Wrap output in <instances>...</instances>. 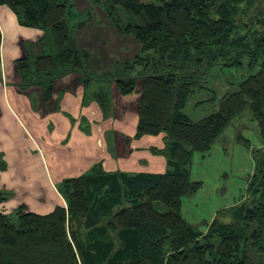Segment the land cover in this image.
<instances>
[{
	"label": "trees",
	"instance_id": "16d2710c",
	"mask_svg": "<svg viewBox=\"0 0 264 264\" xmlns=\"http://www.w3.org/2000/svg\"><path fill=\"white\" fill-rule=\"evenodd\" d=\"M259 2L104 0L100 8L116 31L134 35L147 55L103 77L92 74L90 54L75 34L88 22L76 19L91 9L77 13L72 0H0L23 25L45 32L37 52L16 63L19 87L40 88L46 105L56 82L71 74L86 82L114 81L124 96L140 92L136 137L164 135L160 153L169 165L160 174L128 175L106 172L100 163L63 182L67 208L47 215L24 207L12 214L0 210V264H264V144L253 151L248 202L230 209L234 222L215 219L204 233L182 216L183 197L203 186L192 179L194 155H208L246 109L264 143V19L260 30L241 23ZM138 66L143 69L135 74ZM214 66L246 68L248 76L223 96L217 111L193 121L184 109ZM95 98L109 111L107 95ZM5 166L0 155V170Z\"/></svg>",
	"mask_w": 264,
	"mask_h": 264
},
{
	"label": "crops",
	"instance_id": "0c3cea01",
	"mask_svg": "<svg viewBox=\"0 0 264 264\" xmlns=\"http://www.w3.org/2000/svg\"><path fill=\"white\" fill-rule=\"evenodd\" d=\"M72 3L77 13L93 6L91 0ZM83 21L88 22L75 34L90 54L93 75L105 77L147 55L134 35L117 32L101 11L76 19ZM44 36L43 30L23 25L16 12L0 4V155L6 164L0 170V191L5 194L0 210L10 214L24 207L47 215L58 207L67 208L63 182L86 175L100 163L106 172H166L168 161L160 153L167 146L164 135L136 137L140 92L124 96L114 81L86 82L71 74L56 82L51 104L46 105L40 88L18 86L17 61ZM99 93L110 99L107 112L95 98ZM230 209L226 216L232 222Z\"/></svg>",
	"mask_w": 264,
	"mask_h": 264
},
{
	"label": "rangeland",
	"instance_id": "374dc122",
	"mask_svg": "<svg viewBox=\"0 0 264 264\" xmlns=\"http://www.w3.org/2000/svg\"><path fill=\"white\" fill-rule=\"evenodd\" d=\"M103 1L91 0L93 5L91 11L102 12L106 7ZM76 5L81 4L76 3ZM241 6L245 8V3ZM255 10L241 17L242 28L246 30L248 27H251V30L262 28L258 20L264 19V0L257 4ZM35 49L37 44L32 45L29 52H36ZM247 76L246 68L232 67L223 70L221 66H214L206 70V76L201 78L199 84L201 87L191 95L184 112L193 121H200L209 116L219 109L223 96L235 91L236 83ZM246 140L249 142V147L245 145ZM262 146L263 139L259 125L251 111L246 109L225 129L208 155L205 157L199 153L194 155L191 167L192 179L202 181L203 186L196 193L183 197V217L202 232L207 231V225L214 218L230 223L226 216L230 212L229 209L249 200V185L255 170L253 151L261 149Z\"/></svg>",
	"mask_w": 264,
	"mask_h": 264
}]
</instances>
